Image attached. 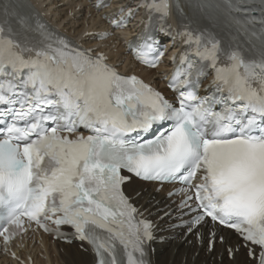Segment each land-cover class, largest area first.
<instances>
[{"label":"snow or ice","instance_id":"6c2138e0","mask_svg":"<svg viewBox=\"0 0 264 264\" xmlns=\"http://www.w3.org/2000/svg\"><path fill=\"white\" fill-rule=\"evenodd\" d=\"M143 6L161 20L168 15L167 0ZM189 6L214 7L210 0ZM225 7L229 15L259 8L248 33L256 54L249 57L240 46L225 51L212 33L186 29L180 35L215 76L212 91L200 96L207 73L186 53L169 84L178 92L175 102L136 75L120 74L103 53L72 48L43 25L36 29L41 38L30 40L0 22V236L6 242L26 217L48 231L42 221L70 226L92 245L96 264H151L154 225L122 190L127 170L145 181L178 182L189 234L202 240L198 230L209 222L232 229L256 264H264V0H228ZM124 23L112 20L115 27ZM143 47L156 54L149 59L138 49L137 58L155 67L164 53L147 42ZM80 126L92 134H77ZM216 237L208 233L210 251ZM225 250L234 256L238 249Z\"/></svg>","mask_w":264,"mask_h":264},{"label":"bare ground","instance_id":"6f19581e","mask_svg":"<svg viewBox=\"0 0 264 264\" xmlns=\"http://www.w3.org/2000/svg\"><path fill=\"white\" fill-rule=\"evenodd\" d=\"M33 2L52 23L63 31L78 37L89 46L100 45V49L106 51L110 60L117 64L121 70L126 73L137 72L155 86L164 87L163 74L160 72L167 70V68L162 66L157 70L146 69L137 65L128 54L127 43L135 36L137 28L116 32L115 36L101 42H96V35L94 34L86 35L89 32L109 28L103 14L109 15L121 7L135 6L138 0H114L113 5L101 11L96 10L88 0H33ZM170 49L175 51L177 47L173 46ZM156 186V184L137 179H132L125 186V191L140 207L143 215L154 220L157 225L158 238H165V242H154L153 264H211L213 256H215L213 264H255L250 259L242 257V250L235 253L233 260L223 258L222 261H219L216 257L223 254L221 243H216L218 254H211L198 246L192 235L185 237L184 233H180L178 229H170L174 223L179 221L176 215L182 211L178 210L176 203H172L171 199L166 197L167 186H164L160 192L156 190ZM165 212L170 213V215L164 217ZM217 230L225 237L227 245L239 243V239L232 231ZM173 235L175 237L169 239ZM23 242L25 247L22 248ZM23 242H15L13 249L21 257L26 258L28 254L32 256L34 264H93L95 262L94 255L89 250L80 249L76 243L65 244L59 241L53 243L50 237L46 235L39 237L35 234L30 235L27 242L26 240ZM0 264L19 263L6 256H0Z\"/></svg>","mask_w":264,"mask_h":264},{"label":"rangeland","instance_id":"374dc122","mask_svg":"<svg viewBox=\"0 0 264 264\" xmlns=\"http://www.w3.org/2000/svg\"><path fill=\"white\" fill-rule=\"evenodd\" d=\"M81 249V248H80ZM242 257H244V259L246 258V255L244 253H242Z\"/></svg>","mask_w":264,"mask_h":264}]
</instances>
